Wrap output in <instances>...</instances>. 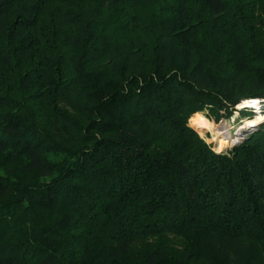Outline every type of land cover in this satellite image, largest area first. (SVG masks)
Instances as JSON below:
<instances>
[{
	"label": "trees",
	"instance_id": "trees-1",
	"mask_svg": "<svg viewBox=\"0 0 264 264\" xmlns=\"http://www.w3.org/2000/svg\"><path fill=\"white\" fill-rule=\"evenodd\" d=\"M247 101L264 0H0V264H264V123L187 128Z\"/></svg>",
	"mask_w": 264,
	"mask_h": 264
},
{
	"label": "rangeland",
	"instance_id": "rangeland-1",
	"mask_svg": "<svg viewBox=\"0 0 264 264\" xmlns=\"http://www.w3.org/2000/svg\"><path fill=\"white\" fill-rule=\"evenodd\" d=\"M245 103V102H243ZM243 103H239L237 106L234 107V113L232 114L231 119L227 120H221L219 123H214L212 120H205V118L200 115L198 119H194L196 115L193 117V119H190L187 121V128L191 131L195 132L199 138H201V141L206 145L209 146L212 151L215 152V154H222L225 151H230L231 148L235 147L238 143L244 140L249 133L256 132L257 129L264 123V114L261 112L262 104L259 102H255L256 106H253L252 108H240ZM240 111L244 113L245 115H250L248 118L242 119L240 115ZM244 120H250L255 121L254 125L249 127L245 131H241L238 134H235L238 127L235 128L238 124L242 123ZM204 122V126L202 123ZM206 122V123H205ZM201 126V129L199 130L197 125ZM222 137V140L225 141V146L222 149V152L217 151V143L215 142V139L218 138V136ZM218 152V153H217Z\"/></svg>",
	"mask_w": 264,
	"mask_h": 264
},
{
	"label": "bare ground",
	"instance_id": "bare-ground-1",
	"mask_svg": "<svg viewBox=\"0 0 264 264\" xmlns=\"http://www.w3.org/2000/svg\"><path fill=\"white\" fill-rule=\"evenodd\" d=\"M241 106L242 107H240V108H250V107L252 108L253 106H256V103L254 101H247V102L243 103ZM254 122L255 121H250V120L242 121V123L235 126V128L238 127L235 134H238L240 131L242 133V131L247 130L249 127L254 125ZM255 123H257V122H255ZM215 142L217 143V146H218L217 151L222 152V149L225 146V141L222 140V137L219 135L218 138L215 139Z\"/></svg>",
	"mask_w": 264,
	"mask_h": 264
}]
</instances>
